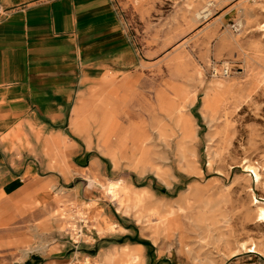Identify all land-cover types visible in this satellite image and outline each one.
I'll list each match as a JSON object with an SVG mask.
<instances>
[{
    "label": "rangeland",
    "instance_id": "obj_1",
    "mask_svg": "<svg viewBox=\"0 0 264 264\" xmlns=\"http://www.w3.org/2000/svg\"><path fill=\"white\" fill-rule=\"evenodd\" d=\"M112 2L127 40L122 72L92 83L78 102H87L80 112L87 115L92 100L118 102L128 119L118 117L121 148L107 149L95 123L90 137L76 133L72 119L69 134L79 147H93L124 186L117 199L100 193L92 182L119 180L102 183L95 168L72 183L82 188L79 200L106 198L132 214L140 226L130 240L150 244L146 264H264V0ZM64 193L54 220L38 232L28 225L30 242H18L21 221L0 227V237L9 232L15 241L0 246V264H50L59 251L67 264H134V255L144 264L141 248L114 247L97 257V245L79 237L90 217L78 193ZM57 220L70 228L54 232Z\"/></svg>",
    "mask_w": 264,
    "mask_h": 264
},
{
    "label": "crops",
    "instance_id": "obj_2",
    "mask_svg": "<svg viewBox=\"0 0 264 264\" xmlns=\"http://www.w3.org/2000/svg\"><path fill=\"white\" fill-rule=\"evenodd\" d=\"M126 45L112 0H0V227L9 220L21 221L24 233L19 243L30 242L26 231L32 222L38 232L44 220H54L62 190V196L78 193L76 203L90 217L81 241L97 245V257L114 247L141 248L146 264L144 245L130 240L140 226L132 214L119 210L109 197L111 201L98 202L85 198L82 204V188L72 186L95 168L102 183L119 180L111 178V166L94 155L93 147L87 143L79 147L69 133L72 119L75 132L89 136L90 124L95 123L98 140L107 149L121 148L123 128L118 117L128 119L118 102L109 97L92 100L87 115V110L80 113L87 102L78 101L107 73L122 72ZM143 139L138 135L136 141ZM129 179L122 178L135 187ZM108 186L92 182V187L112 198ZM143 188L150 190L138 189ZM51 227L57 233L70 224L57 220ZM112 239L123 242H108ZM14 242L9 232L0 237L1 247ZM62 252H55L57 260L53 257L50 264H67L59 255ZM33 258L45 260L40 255Z\"/></svg>",
    "mask_w": 264,
    "mask_h": 264
},
{
    "label": "bare ground",
    "instance_id": "obj_3",
    "mask_svg": "<svg viewBox=\"0 0 264 264\" xmlns=\"http://www.w3.org/2000/svg\"><path fill=\"white\" fill-rule=\"evenodd\" d=\"M203 13H209V12H206V10L203 12ZM248 169H251V170H254V168L253 167H248ZM253 172H255V171H253ZM123 183L122 182H111L110 184H109V186H108V191H109V193L112 195V198L113 199H117L118 197H119V195H120V192H121V190H122V188H123ZM261 211V210H260ZM146 220V219H145ZM127 249V248H126ZM140 248H138V250H139ZM123 250V249H122ZM107 256V255H106ZM124 256V255H123ZM123 258V257H122ZM114 259V258H113ZM106 261V260H105ZM139 261V257H138V255H134L133 257H132V263H136V262H138ZM91 262L89 261V260H87L86 261V264H90ZM94 264H96V263H94ZM105 264H114V262H113V260H111V259H108L107 260V262H105Z\"/></svg>",
    "mask_w": 264,
    "mask_h": 264
},
{
    "label": "built area",
    "instance_id": "obj_4",
    "mask_svg": "<svg viewBox=\"0 0 264 264\" xmlns=\"http://www.w3.org/2000/svg\"><path fill=\"white\" fill-rule=\"evenodd\" d=\"M81 223L83 224L84 222L81 221ZM85 230H86V226L84 225V226H82V230L79 231V234L82 235ZM81 235H79V237H81Z\"/></svg>",
    "mask_w": 264,
    "mask_h": 264
},
{
    "label": "trees",
    "instance_id": "obj_5",
    "mask_svg": "<svg viewBox=\"0 0 264 264\" xmlns=\"http://www.w3.org/2000/svg\"><path fill=\"white\" fill-rule=\"evenodd\" d=\"M144 246H146V247H149L150 246V244L149 243H142ZM93 255H95V254H93ZM26 264H31L30 262H27Z\"/></svg>",
    "mask_w": 264,
    "mask_h": 264
}]
</instances>
